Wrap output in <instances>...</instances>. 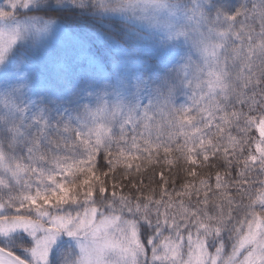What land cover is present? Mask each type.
Wrapping results in <instances>:
<instances>
[{
    "label": "snow or ice",
    "instance_id": "snow-or-ice-1",
    "mask_svg": "<svg viewBox=\"0 0 264 264\" xmlns=\"http://www.w3.org/2000/svg\"><path fill=\"white\" fill-rule=\"evenodd\" d=\"M6 3L0 19L31 11L32 0ZM155 3L91 0L83 11L147 14ZM189 19L174 32L192 53L188 106L141 113L100 96L54 120L0 98V264H264V0L214 18L194 7ZM19 35L0 28V62ZM153 122L167 138L141 143L138 127Z\"/></svg>",
    "mask_w": 264,
    "mask_h": 264
},
{
    "label": "rangeland",
    "instance_id": "rangeland-1",
    "mask_svg": "<svg viewBox=\"0 0 264 264\" xmlns=\"http://www.w3.org/2000/svg\"><path fill=\"white\" fill-rule=\"evenodd\" d=\"M247 2L187 0L184 5H176L171 0H157L147 14L99 9L92 18L97 24L108 15L129 26L119 32L122 41L105 37L97 42L108 55L106 62L99 60L91 46L96 41L95 31L83 25L62 26L17 8L10 18L0 19V28H18L20 32L0 62V98L11 94L32 109L47 108L54 120L56 110L71 116L80 105L95 107L100 96L141 113L168 99L175 107L188 106L191 90L181 68L192 53L186 40L174 35L175 30L192 22L189 17L194 7L214 18L218 11L233 14ZM45 4L43 0H32L31 10ZM0 8H7L6 0H0ZM70 92L77 93L78 99L70 100ZM118 130L119 126L114 129ZM168 131L166 124L161 128L153 122L148 130L139 126L137 134L142 143L144 138L155 141L157 135L166 139ZM133 134L129 125V144Z\"/></svg>",
    "mask_w": 264,
    "mask_h": 264
},
{
    "label": "trees",
    "instance_id": "trees-1",
    "mask_svg": "<svg viewBox=\"0 0 264 264\" xmlns=\"http://www.w3.org/2000/svg\"><path fill=\"white\" fill-rule=\"evenodd\" d=\"M43 1L47 2V0ZM171 1L176 5H184L187 2V0ZM90 2L91 0H82V3L79 7H72V0H60L59 3L57 0H53V7L51 9H49L48 5L45 4L44 7L35 8L25 13L26 15H35L37 17L53 21L62 26L83 25L84 28L95 31L96 41H93L91 46H93L95 54L98 53L100 56L99 60L106 62L108 60V55L106 52H103L101 47L98 48L97 42H99V40H103L105 37L108 39H113L114 42H118V40L122 41L121 36H119V32L122 29L128 30L129 26L127 25V22L118 18L109 17L108 15H106L99 24H97L94 20H92L93 15L99 12V9L103 8H94L91 13L85 14L83 9L88 7ZM64 4H68L69 7L64 8ZM99 32L101 33L100 36H98Z\"/></svg>",
    "mask_w": 264,
    "mask_h": 264
}]
</instances>
